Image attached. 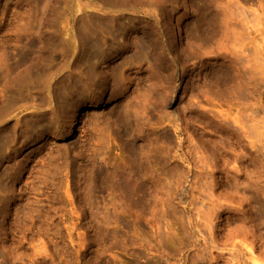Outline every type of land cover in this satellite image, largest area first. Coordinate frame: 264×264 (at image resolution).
Returning a JSON list of instances; mask_svg holds the SVG:
<instances>
[{
  "label": "rangeland",
  "instance_id": "374dc122",
  "mask_svg": "<svg viewBox=\"0 0 264 264\" xmlns=\"http://www.w3.org/2000/svg\"><path fill=\"white\" fill-rule=\"evenodd\" d=\"M109 1L0 0V264H264V0Z\"/></svg>",
  "mask_w": 264,
  "mask_h": 264
},
{
  "label": "bare ground",
  "instance_id": "6f19581e",
  "mask_svg": "<svg viewBox=\"0 0 264 264\" xmlns=\"http://www.w3.org/2000/svg\"><path fill=\"white\" fill-rule=\"evenodd\" d=\"M110 1H111V0H110ZM110 1H109V2H110ZM113 1H114V0H113ZM111 2H112V1H111ZM112 3H113V2H112ZM120 26H121V25H120ZM114 29H115V28H114ZM117 29H118V28H116V31H118ZM86 30H87V29H86ZM91 30H92V28H91ZM91 30H90V32H89V29H88V32H89V33L86 35L87 37L85 36V34H84L83 36H84V38H85V37L87 38V39H86V38H85V39L88 40V41L90 42V45L92 44L94 47H95V46L98 47V46L100 45V44H99L100 42H99L98 36H97L96 32L93 33L95 30H94V31L92 30L93 32H92ZM125 30H126V29H125ZM97 33H99V32L97 31ZM108 33H109V32H108ZM110 33H111V32H110ZM114 33H115V32H114ZM53 34H54V33H53ZM115 34H116V33H115ZM119 34H120V33H119ZM54 35L57 36L56 34H54ZM54 35H53V36H54ZM107 35H108V34H107ZM112 35H114L113 32L111 33V36H112ZM116 35H117V34H116ZM116 35H114L115 38H116ZM120 35H121V34H120ZM53 36H52V37H53ZM55 36H54V37H55ZM99 36H100V33H99ZM102 36L104 37V35H102ZM102 36H101V37H102ZM114 36H113V37H114ZM52 37H51V38H52ZM67 37L70 38L69 35H68V36H66V38H64V39L62 40V41H63V43H62V49H63V51L66 50L67 48H69V44H70V43L68 44V38H67ZM76 37H77V36H76ZM76 37H75V38H76ZM80 37H81V36H80ZM56 38H57V37H56ZM71 38H72V37H71ZM105 38H106V37H105ZM107 38H108V37H107ZM107 38H106V39H107ZM123 38H124V37H123ZM123 38H122V39H123ZM58 39H59V37L57 38V40H54V41H58ZM79 39H80V38H79ZM82 39H83V38H82ZM109 39H110V41L107 43V41L105 40V43H107V44L113 43V42H111V41H112V40H111V37H110ZM112 39H114V38H112ZM50 40H51V42H52L53 39H50ZM59 40H60V39H59ZM70 40H71V39H69V41H70ZM74 41H75V40H74ZM77 41H78V40H77ZM81 41H82V40H81ZM84 42H85V41H84ZM57 43H58V42H57ZM59 43H61V41H60ZM59 43H58V44H59ZM86 43H87V42H86ZM105 43H103V44L105 45ZM122 43H123V42H122ZM73 44H74V43H73ZM87 44H89V43H87ZM123 44H126V43H123ZM71 45H72V43H71ZM83 45H84V44H83ZM104 45H103V46H104ZM63 46H64L66 49H64ZM79 46H80V44H79ZM85 46H86V45H85ZM107 46H108V45H106V47H105V46H104V47L107 48ZM125 46H126V45H125ZM128 46H129V45H128ZM80 47H81V46H80ZM80 47H79V49H80ZM82 47H83V46H82ZM94 47H93V48H94ZM99 47H101V45H100ZM99 47H98V48H99ZM111 47H112V44H111ZM126 48H128V47H126ZM90 49H91V48H90V46H89V50H90ZM107 49H108V48H107ZM107 49H106V50H107ZM115 49H116V48H115ZM122 49H123V48H122ZM124 49H125V47H124ZM85 50H86V48H85ZM95 50H96V49H95ZM102 50H103V49H102ZM116 50H117V49H116ZM116 50H114V51H116ZM125 50H126V49H125ZM125 50H123V51L125 52ZM98 51H99V50H98ZM109 51H110V49H109ZM81 52H83V51H81ZM91 52H92V49H91ZM93 52H94V51H93ZM107 52H108V51H107ZM83 53L85 54V52H83ZM100 53H101V50H100ZM102 53H103V52H102ZM102 53H101V54H102ZM119 53H120V52H119ZM86 54H88V53H86ZM89 54H90V52H89ZM91 54H92V53H91ZM91 54H90V55H91ZM95 54H97V53H95ZM112 54L115 55L116 53L114 54V52H113V53H111V55H112ZM90 55H89V56H90ZM92 55H94V54H92ZM92 55H91V58L93 57ZM104 55H105V54H104ZM100 56H101V55H100ZM105 56H106V55H105ZM87 57H88V55H87ZM94 57H95V55H94ZM97 57H98V56H96L95 58H97ZM87 59H88V58H86V60H87ZM87 65H89V64H87ZM93 66H94V65H93ZM92 68L94 69V67H92ZM90 70H91V69H90ZM94 71H95V70H94ZM94 71H92V72H94ZM90 73H91V71H90ZM25 74H26V73H25ZM91 74H92V73H91ZM96 74H97V73H96ZM99 74H100V73H99ZM27 75H28V73H27L25 76H23V77L26 78ZM100 75H101V74H100ZM98 76H99V75H98ZM215 77H216V74H215ZM21 79H23V78L21 77ZM217 79H218V78H217ZM69 84H70V82H69ZM67 86H68V85H67ZM57 88H58V87H57ZM61 88H62V87H61ZM65 89H66V87H65L63 90H60V91L63 92ZM74 89H75V88H74ZM74 89L72 88V89H70V90L73 91ZM76 90H78V89L76 88ZM76 90H75V91H76ZM57 91H58V89L56 90V93H57ZM65 91H66V90H65ZM65 91L63 92V94H65V95L67 96V94L65 93ZM75 91H74V92H75ZM74 92H71V94L74 93ZM56 93H55V94H56ZM60 94L63 95L62 93H60ZM69 94H70V93H69ZM71 94L68 95V97H70ZM56 95H57V94H56ZM65 95H64V96H65ZM75 95H76V96H75ZM10 96H12V95H10ZM13 96H14V95H13ZM13 96H12V98H13ZM15 96H16V95H15ZM20 96H21V95H20ZM66 96H65V97H66ZM72 96L77 97V96H79V95H77V94H74V95H73V94H72ZM16 97H18V96H16ZM54 97H55V95H54ZM68 97H67V98H68ZM75 97H74V99H75ZM18 98H19V97H18ZM20 98H21V97H20ZM20 98H19V99H20ZM55 98H56V97H55ZM15 99H16V98H15ZM57 99H58V97H57ZM57 99H56V100H57ZM59 99H60V98H59ZM70 99H72V98L70 97ZM74 99H73V101H74ZM100 99H101V98H100ZM13 100H14V98H13ZM16 100H17V99H16ZM50 100H51V99H50ZM64 100H65V99H64ZM64 100H63L64 103L67 102V100H66V101H64ZM59 101H60V100H59ZM68 101H69V100H68ZM75 101H76V100H75ZM75 101H74V102H75ZM82 101H83V100H82ZM82 101H81V102H82ZM51 102L54 103V100L52 99ZM104 102H105V101H104ZM58 103H59V102L54 103V105H55V104H58ZM60 103H61V102H60ZM76 103H77V101H76ZM99 103H100V102H99ZM102 103H103V102H102ZM62 104H63V103H62ZM62 104H61V105H62ZM69 104H70V101H69ZM77 104H78V103H77ZM104 104H105V103H104ZM59 105H60V104H59ZM61 105H60L59 107L62 108L63 105H62V106H61ZM65 105H66V104H65ZM65 105L63 106V108L65 107ZM54 107H55V106H54ZM74 107H75V106H74ZM74 107L71 106V109L73 110ZM56 108H57V106H56ZM61 108H59V109H60V112H62V113L64 114V111H63V110L61 111ZM63 108H62V109H63ZM68 109H69V108H67V109H65V110H68ZM74 109H75V108H74ZM69 110H70V109H69ZM69 110H68L67 112H69ZM54 111H55V110H54ZM55 113H57V112L55 111ZM71 113H72V112H71ZM57 114L60 115L61 113H57ZM68 114H70V113H68ZM72 114H74V113H72ZM72 114L70 115V117H71V116L73 117ZM64 115H66V114H64ZM33 117H34V116H33ZM68 117H69V116H68ZM37 118H39V117H37ZM40 119H43V118L40 117ZM40 119H39V121H40ZM58 119H60V118L58 117ZM62 119H64V118H62ZM77 119H78V117H77ZM77 119H76V120H77ZM35 120H37V119H35ZM68 120H70V119L68 118ZM32 121H33V120H32ZM32 121H31V122H32ZM62 121H63V120H62ZM78 121H79V120H78ZM31 122L29 123V125L31 124ZM34 122H35V121H34ZM34 122H32V123L34 124ZM41 122H42V120H41ZM63 122H64V125H65V123L68 122V121H66V122L63 121ZM36 123H37V122H36ZM36 123H35V124H36ZM39 123H40V122H39ZM56 123H57V122H56ZM73 123H74V124H73V126H72L71 131H70V136H75V135L77 134V133H76V132H77V131H76V128H77V122H73ZM79 123H80V122H79ZM66 124H67V123H66ZM29 125H28V126H29ZM57 126H58V123H57ZM7 127H8V126H6V128L4 127V128H1V129H0V143H4V142H5V145H6V143H7L9 140H11V138L8 136L9 134L6 133L7 130H9V128H7ZM9 127H10V126H9ZM13 128L15 129L14 126L11 127L10 129L13 130ZM30 128L32 129V126H31ZM78 128H79V127H78ZM17 129H18V128H17ZM17 129H15L14 131L16 132ZM57 129L59 130L60 133H62V131H63V126H59V127H57ZM64 130H65V128H64ZM8 132H9V131H8ZM12 132H13V131H12ZM12 132H11V134H13L12 136H14V135H15V134H14L15 132H13V133H12ZM16 133H17V132H16ZM32 133H33V132H32ZM60 133H59V134H60ZM11 134H10V135H11ZM19 134H21V133H19V131H18V134H17L16 136H19ZM20 136H21V135H20ZM9 138H10V139H9ZM13 138H14V137H13ZM18 138H19V137H18ZM29 138H31V137H29ZM29 138H28V139H29ZM26 139H27V138H26ZM13 141L15 142V140H13ZM8 143H9V142H8ZM16 143H17V142H16ZM24 143H25V142H24ZM5 145H4V146H5ZM13 145H14V144H13ZM4 146H2V147H4ZM24 146H25V145H24ZM0 148H1V146H0ZM120 184H121V183H120ZM251 252H252V251H251ZM254 259H255V258H254ZM254 259H253V260H254ZM256 263H257V262H256ZM257 264H258V263H257Z\"/></svg>",
  "mask_w": 264,
  "mask_h": 264
}]
</instances>
